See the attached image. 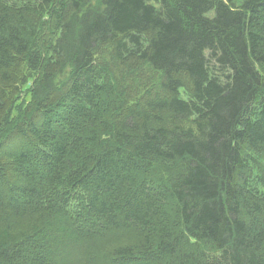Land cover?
Here are the masks:
<instances>
[{"label": "trees", "instance_id": "trees-1", "mask_svg": "<svg viewBox=\"0 0 264 264\" xmlns=\"http://www.w3.org/2000/svg\"><path fill=\"white\" fill-rule=\"evenodd\" d=\"M0 264H264V0H0Z\"/></svg>", "mask_w": 264, "mask_h": 264}, {"label": "rangeland", "instance_id": "rangeland-1", "mask_svg": "<svg viewBox=\"0 0 264 264\" xmlns=\"http://www.w3.org/2000/svg\"><path fill=\"white\" fill-rule=\"evenodd\" d=\"M93 7H97L100 5L101 0H90ZM49 31L48 29L44 32V34ZM50 32V31H49ZM43 34V35H44ZM42 45V38L38 40V47ZM43 46V45H42ZM100 59L106 61V63H113L110 59V49H104V51L99 53ZM60 78H65L62 76ZM129 85H133L134 89L132 91V95L130 97V103H139L142 106L145 105V102L149 98L156 97L160 93H162L160 87L161 75L157 71L151 70L149 67L145 66L142 71L129 72V75L125 76ZM32 82L30 81L27 85L24 86L23 89L16 91L13 95L12 105L9 110L10 120L18 117L22 111L27 108V105L30 103L32 95L30 92V88L32 87ZM185 125H190L189 122H180Z\"/></svg>", "mask_w": 264, "mask_h": 264}]
</instances>
